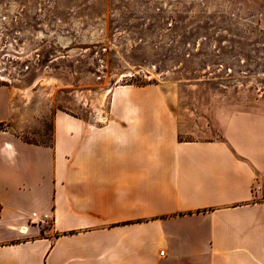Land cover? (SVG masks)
<instances>
[{
  "label": "crops",
  "instance_id": "0c3cea01",
  "mask_svg": "<svg viewBox=\"0 0 264 264\" xmlns=\"http://www.w3.org/2000/svg\"><path fill=\"white\" fill-rule=\"evenodd\" d=\"M154 90L56 113L50 142L0 133V264H264V111L181 139Z\"/></svg>",
  "mask_w": 264,
  "mask_h": 264
},
{
  "label": "rangeland",
  "instance_id": "374dc122",
  "mask_svg": "<svg viewBox=\"0 0 264 264\" xmlns=\"http://www.w3.org/2000/svg\"><path fill=\"white\" fill-rule=\"evenodd\" d=\"M143 85L181 139L264 111V0H0V133L50 142L56 113L102 124Z\"/></svg>",
  "mask_w": 264,
  "mask_h": 264
},
{
  "label": "bare ground",
  "instance_id": "6f19581e",
  "mask_svg": "<svg viewBox=\"0 0 264 264\" xmlns=\"http://www.w3.org/2000/svg\"><path fill=\"white\" fill-rule=\"evenodd\" d=\"M36 79H37V78H33L32 81H31V83H34V82L36 81ZM21 85H22V84H21ZM31 85H32V84H31ZM99 91L102 92L101 96L104 97V95L108 94V93L111 91V89H110L109 87H107V86H104L102 89H99ZM102 114H103V113H102Z\"/></svg>",
  "mask_w": 264,
  "mask_h": 264
},
{
  "label": "built area",
  "instance_id": "2783aa9c",
  "mask_svg": "<svg viewBox=\"0 0 264 264\" xmlns=\"http://www.w3.org/2000/svg\"><path fill=\"white\" fill-rule=\"evenodd\" d=\"M160 253L162 254L163 253V250H161Z\"/></svg>",
  "mask_w": 264,
  "mask_h": 264
}]
</instances>
